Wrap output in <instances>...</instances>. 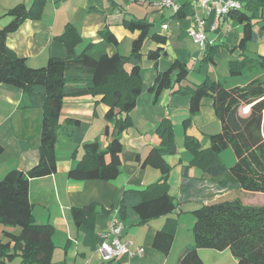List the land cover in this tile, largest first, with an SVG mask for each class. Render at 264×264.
I'll use <instances>...</instances> for the list:
<instances>
[{
  "label": "crops",
  "instance_id": "obj_1",
  "mask_svg": "<svg viewBox=\"0 0 264 264\" xmlns=\"http://www.w3.org/2000/svg\"><path fill=\"white\" fill-rule=\"evenodd\" d=\"M173 1L184 7V16L176 17L171 9L162 8L158 4L160 0H45L37 20L27 19L8 34L7 47L24 58L31 68L45 66L49 58L66 57L64 45L56 41L66 26L72 27L80 37L76 54L85 50L95 60L102 55L129 56L138 32L126 28L125 21L143 20L148 24L149 35L165 37L164 52L155 61L148 58V52L155 50L158 44L147 38L141 48V95L128 115L131 125L119 137L121 166L114 180L68 178L67 172L82 158L83 144L97 141L100 150H105L111 139L103 134L108 107L100 101V96H70L63 100L56 132V172L30 180L28 189L34 220L38 224H50L54 229L52 264H175L182 249L193 243L189 217L185 224L181 221L185 218L182 214L186 213L184 203H216L234 191L222 189L218 179H210L195 168H189L187 177L182 179L183 166L191 159L184 147V137H192L200 147L206 148L208 136L220 132V125L209 98H203L198 112L190 116L189 97L173 91L179 86L192 87L206 79L218 81L225 87L243 85L245 81L237 79L243 76L230 75L229 63L241 60L245 55L264 57V32L254 42L238 48L241 25L231 18L217 19L212 12L193 7L195 0ZM33 2L0 0V28L12 20L6 15L9 9L18 4L29 8ZM195 17L204 20L203 34L207 45L217 49L212 62L203 60L205 48L201 49L188 34L191 29L199 31ZM257 30V27L253 28L255 33ZM175 61L186 66V79L175 84L172 90H163L155 96L149 89L156 75L169 69ZM125 68L128 70L129 65ZM65 77L70 87L84 84L89 79V75L75 71L66 72ZM41 103L38 91L28 94L12 86L0 85V179L10 170L26 172L37 163ZM187 118L189 124L184 128L182 123ZM162 120H169L174 132L176 152L164 159L171 167L169 194L175 196L177 208L167 217L153 219L144 225H131L120 219L118 206L124 192L143 189L160 178L157 169L141 167L140 161L152 147L159 145L155 128ZM173 174L179 177L174 187L170 182ZM89 205H93L91 213L85 215L81 226L77 227L72 209ZM168 219H175L177 226L170 250L161 253L152 248V240ZM112 222L123 224L122 242L128 244L130 252L142 248L141 256L123 255L114 261L101 260L98 249L103 241L110 239L107 232ZM4 232L17 230L0 225V238ZM198 255L204 264H236L228 250L199 249ZM13 262L18 264L19 259Z\"/></svg>",
  "mask_w": 264,
  "mask_h": 264
},
{
  "label": "trees",
  "instance_id": "obj_2",
  "mask_svg": "<svg viewBox=\"0 0 264 264\" xmlns=\"http://www.w3.org/2000/svg\"><path fill=\"white\" fill-rule=\"evenodd\" d=\"M239 1L241 7L230 9L226 17L241 25L237 47L243 48L264 32V0ZM44 3L45 0H34L29 8L23 4L12 7L6 12L12 20L0 28V85L12 86L28 94L38 91L42 98L37 163L26 172L10 170L0 179V225L17 230L2 234L0 264L14 259H19L18 264H52L54 229L50 224H38L34 220L28 189L30 180L56 172V132L63 100L70 96H100V101L108 107L103 134L111 139L105 150H100L97 141L83 144L82 158L67 172L68 178L114 180L121 166L122 143L119 137L131 125L128 115L141 95V48L149 38L158 44L155 50L148 52L150 60H157L164 52L165 37L149 35L148 24L143 20L124 22L126 28L138 32L129 56L102 55L97 60L89 57L85 50L76 54L75 47L80 37L72 27L66 26L64 33L56 38L64 45L66 57L49 58L45 66L31 68L24 58L7 47L6 39L23 21L37 20ZM183 13L184 7L180 6L175 16L181 17ZM254 27H257V33L253 31ZM216 50L206 45L203 60L212 62ZM126 65H129L128 70ZM74 71L89 75L87 82L68 86L65 74ZM229 72L231 76L246 78L245 83L225 87L218 81L206 79L192 87L179 86L173 91L189 97L190 116L198 112L203 98H209L220 125V132L208 136L206 148L200 147L194 138L184 137V147L191 159L183 166L182 179L187 177L189 168H195L210 179H218L222 189L264 194V57L245 55L241 60L229 63ZM187 73L186 66L175 61L169 69L156 75L149 90L155 96L163 90H172L175 84L179 85L186 79ZM188 124L189 118L182 123L184 128ZM155 134L159 145L149 150L140 166L157 169L160 178L143 189L124 192L118 206L120 219L131 225H144L153 219L167 217L177 208L178 203L169 194L171 167L164 159L176 152L170 121L162 120L155 128ZM227 148L235 157L230 167L219 157ZM92 208L93 205L72 209L77 227L81 226L84 216L91 213ZM191 214L194 218L191 228L193 243L182 249L175 264H204L198 255L199 249L228 250L236 264H264V206H245L236 199L201 203ZM176 226L175 219H168L156 231L152 248L167 253L172 246Z\"/></svg>",
  "mask_w": 264,
  "mask_h": 264
},
{
  "label": "built area",
  "instance_id": "obj_3",
  "mask_svg": "<svg viewBox=\"0 0 264 264\" xmlns=\"http://www.w3.org/2000/svg\"><path fill=\"white\" fill-rule=\"evenodd\" d=\"M162 8L171 9L174 13L177 12L180 6L173 0H160L158 3ZM201 7L208 13L212 12L218 19L226 17L230 9H239L241 7L239 0H195L193 7ZM199 31L191 29L188 34L196 42L201 49L207 45L205 36L203 34L204 20L202 18H194ZM166 28V27H164ZM123 224L121 222H112L108 228L107 235L110 236L109 240H105L100 244L98 253L102 261H114L123 255L136 254L141 256L143 254L142 248H136L134 252H130L128 244L123 243L121 240V232Z\"/></svg>",
  "mask_w": 264,
  "mask_h": 264
},
{
  "label": "rangeland",
  "instance_id": "obj_4",
  "mask_svg": "<svg viewBox=\"0 0 264 264\" xmlns=\"http://www.w3.org/2000/svg\"><path fill=\"white\" fill-rule=\"evenodd\" d=\"M237 79H240L241 81L242 80H246L244 79V77H239ZM230 82H228L227 84H229ZM178 136V135H176ZM179 144V142H178ZM219 157L221 158V160L223 161V163L227 166V167H230L233 165L234 161H235V157L233 155V152L230 148H227L225 150H223ZM176 173V172H175ZM178 174H173L171 179H170V182L172 184V186L174 187V184H176L177 180H178ZM175 198V196H173ZM240 200L241 203L245 206H264V194L262 193H253V192H245V191H242V190H234L232 192H230V194L221 199V201H232V200ZM175 202L177 203L176 201V198L174 199ZM193 201H186V203H184L186 205V213H183L182 216L185 217L184 219H182L181 221L184 222V224L186 223V217H189V222H190V228H192V225L194 223V218L191 214V212L193 210H195L196 208H199V206L201 204L199 203H192ZM178 213V212H177ZM177 216V214H175ZM179 217V216H178ZM182 222V223H183ZM192 223V224H191ZM8 264H15V262H9Z\"/></svg>",
  "mask_w": 264,
  "mask_h": 264
}]
</instances>
